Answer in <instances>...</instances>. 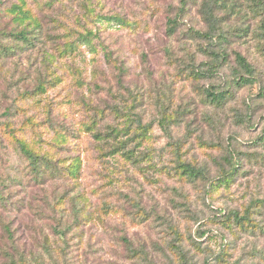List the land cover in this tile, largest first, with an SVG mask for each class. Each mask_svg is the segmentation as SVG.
<instances>
[{"label": "rangeland", "instance_id": "rangeland-1", "mask_svg": "<svg viewBox=\"0 0 264 264\" xmlns=\"http://www.w3.org/2000/svg\"><path fill=\"white\" fill-rule=\"evenodd\" d=\"M263 25L264 0H0V264H264Z\"/></svg>", "mask_w": 264, "mask_h": 264}, {"label": "trees", "instance_id": "trees-1", "mask_svg": "<svg viewBox=\"0 0 264 264\" xmlns=\"http://www.w3.org/2000/svg\"><path fill=\"white\" fill-rule=\"evenodd\" d=\"M220 2H211V3H206L204 5V13L207 16V19L209 20V24L211 27H214L216 25V17L214 16V9L219 5ZM222 5V2L220 3ZM23 13V12H22ZM171 27L170 31H174L176 28V21L170 20L169 21ZM31 23H28L24 28L20 29L19 31H16L15 29L10 32V36L13 37L16 41L22 43L23 45H29L32 44L35 37L34 33L36 31V25H33L31 27ZM30 27V28H29ZM264 27V25H263ZM216 30L214 29L213 32ZM216 35V34H215ZM261 36L264 38V30L261 34ZM218 39V38H217ZM2 50L4 55H10L13 53L14 48L13 47H4ZM236 60L239 65V67L244 70L248 75H252L253 69L251 65L246 61L244 57L241 55L237 54L236 55ZM242 82L248 83V78L241 77L239 80L238 84H241ZM227 93H210L209 96H211L212 100L215 103H222L226 101L227 98ZM19 148L23 156L29 161L30 166L34 171L37 172V175L39 177H42L41 179H45L47 176H45L44 171H50L49 173L51 175H56L57 173L60 174L62 172L63 168L59 167V163L54 162L51 158L44 157L42 154L37 153L36 151L32 150L31 148L28 147L27 144L20 143ZM124 148H121L120 151H122ZM181 168L183 170V173L186 174L190 179L197 180L203 175V171L199 170L196 168V166L192 164H183L181 165Z\"/></svg>", "mask_w": 264, "mask_h": 264}]
</instances>
